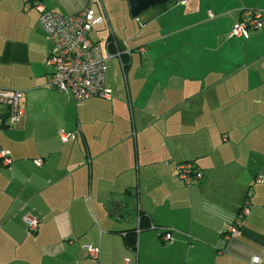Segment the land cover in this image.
Returning <instances> with one entry per match:
<instances>
[{"label": "crops", "instance_id": "crops-1", "mask_svg": "<svg viewBox=\"0 0 264 264\" xmlns=\"http://www.w3.org/2000/svg\"><path fill=\"white\" fill-rule=\"evenodd\" d=\"M34 2L103 18L91 40L107 98L48 87ZM249 10L264 0H171L137 18L127 0H0V90L23 94L16 125L0 107V264H264V28L231 35ZM180 163L198 184L178 180Z\"/></svg>", "mask_w": 264, "mask_h": 264}, {"label": "built area", "instance_id": "built-area-1", "mask_svg": "<svg viewBox=\"0 0 264 264\" xmlns=\"http://www.w3.org/2000/svg\"><path fill=\"white\" fill-rule=\"evenodd\" d=\"M184 1H182V4ZM38 12V25L53 45V51L46 57L45 66L50 69L47 76L49 88L60 94L70 95L76 103L92 97L107 98L108 91L104 88L106 65L100 46L91 40L93 27L101 24L103 18L96 17L91 8L73 16H61L46 10L40 2L32 3ZM264 28V11L249 10L241 12L240 19L234 25L231 35L247 38L250 32ZM142 51V50H140ZM128 53V51H127ZM116 56L120 59V53ZM110 56L108 55L107 58ZM23 94L15 90H0V107L6 109L7 125H16L22 115ZM3 121L0 115V127ZM76 133H62L60 139L67 142L74 139ZM1 156V155H0ZM2 164L9 167L11 160L3 158ZM40 167L41 161H35ZM176 176L186 186H193L202 179L201 170L193 163H180L176 166ZM260 182V179H256ZM250 193L248 192L239 213L232 223L224 227L222 238L229 240L239 233L243 219L248 215ZM26 230L29 234L36 232L38 221L27 217ZM162 242H169L171 235L161 236ZM89 256L97 257V250L86 249ZM252 264H258L253 259Z\"/></svg>", "mask_w": 264, "mask_h": 264}, {"label": "water", "instance_id": "water-1", "mask_svg": "<svg viewBox=\"0 0 264 264\" xmlns=\"http://www.w3.org/2000/svg\"><path fill=\"white\" fill-rule=\"evenodd\" d=\"M171 0H127L129 14L132 18H137L150 9L167 5Z\"/></svg>", "mask_w": 264, "mask_h": 264}, {"label": "rangeland", "instance_id": "rangeland-1", "mask_svg": "<svg viewBox=\"0 0 264 264\" xmlns=\"http://www.w3.org/2000/svg\"><path fill=\"white\" fill-rule=\"evenodd\" d=\"M92 35V34H91ZM91 37V36H90ZM92 38V37H91ZM107 67H108V71H110V70H112V69H114V67H115V63H114V61H108L107 62Z\"/></svg>", "mask_w": 264, "mask_h": 264}, {"label": "trees", "instance_id": "trees-1", "mask_svg": "<svg viewBox=\"0 0 264 264\" xmlns=\"http://www.w3.org/2000/svg\"><path fill=\"white\" fill-rule=\"evenodd\" d=\"M170 2H171V1H170ZM167 5H168V4H167ZM167 5H162V7H163V6H167ZM157 7H160V6H157Z\"/></svg>", "mask_w": 264, "mask_h": 264}]
</instances>
